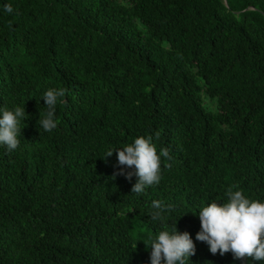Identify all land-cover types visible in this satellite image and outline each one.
I'll list each match as a JSON object with an SVG mask.
<instances>
[{"label":"trees","instance_id":"16d2710c","mask_svg":"<svg viewBox=\"0 0 264 264\" xmlns=\"http://www.w3.org/2000/svg\"><path fill=\"white\" fill-rule=\"evenodd\" d=\"M53 88L66 94L46 132ZM17 106L0 264H151L175 226L195 245L186 264H264L195 239L199 210L230 187L264 203V0H0V109ZM148 136L171 159L135 194L114 149ZM154 200L172 205L162 220Z\"/></svg>","mask_w":264,"mask_h":264},{"label":"clouds","instance_id":"9594fccd","mask_svg":"<svg viewBox=\"0 0 264 264\" xmlns=\"http://www.w3.org/2000/svg\"><path fill=\"white\" fill-rule=\"evenodd\" d=\"M6 13H12L10 4L4 5ZM66 90L49 89L44 93L43 101L47 107L41 127L50 132L57 127L55 119L58 98L65 96ZM0 145L13 151L19 146L18 136H21L20 124L27 119L23 107L14 110L0 109ZM159 132L156 138H159ZM116 151L118 166H122L115 175H123L126 179L137 177L131 192L142 194L146 187L157 185L161 180V157L170 160V149L161 148L157 154L156 145L152 137H139L131 145ZM114 150H109L105 157H111ZM170 167V165H166ZM228 202L218 204L215 200L199 210L201 230L195 239L209 246L211 254L220 255L232 253L234 259L244 260L246 257L255 261L264 260V203L250 200L241 190L235 192L230 187L227 192ZM153 220H162L163 214L171 211L172 205H165L162 201L152 202ZM151 264H186L189 257L195 255V245L187 232L179 233L176 229L161 231L151 242Z\"/></svg>","mask_w":264,"mask_h":264},{"label":"water","instance_id":"95a60500","mask_svg":"<svg viewBox=\"0 0 264 264\" xmlns=\"http://www.w3.org/2000/svg\"><path fill=\"white\" fill-rule=\"evenodd\" d=\"M226 2V1H225Z\"/></svg>","mask_w":264,"mask_h":264}]
</instances>
